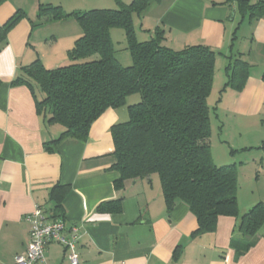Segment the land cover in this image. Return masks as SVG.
I'll return each instance as SVG.
<instances>
[{
  "label": "crops",
  "instance_id": "crops-1",
  "mask_svg": "<svg viewBox=\"0 0 264 264\" xmlns=\"http://www.w3.org/2000/svg\"><path fill=\"white\" fill-rule=\"evenodd\" d=\"M43 4L65 12L118 8L116 0H0V29L22 15L0 37V264H14L15 255L25 252L30 230L25 217L35 205L52 216L56 203L50 191L57 184L64 187L66 228L78 230V264H264V222L255 235L243 236L238 217L220 216L213 232L193 237L195 215L182 201L166 210L157 174L127 179L115 189L119 174L112 169L110 127L128 119L127 105L137 97L106 109L85 140H55L63 127L47 123L49 113L37 110L36 100L44 96L38 84L32 81L31 89L12 83L35 60L48 69L67 64V51L82 33L73 17L39 18ZM132 21L139 41L160 28L170 49L201 44L215 52L207 97L211 127L214 120L217 130V144L209 138L212 158L217 165H235L240 215L264 203V11L249 18L237 0H148ZM116 29H110L111 39ZM235 59L249 65L240 90L225 84L226 67ZM241 154L245 160L237 161ZM117 198L122 199L120 212L97 211L99 204ZM234 241L250 246L237 255ZM46 264H70L64 247L49 243Z\"/></svg>",
  "mask_w": 264,
  "mask_h": 264
},
{
  "label": "trees",
  "instance_id": "trees-1",
  "mask_svg": "<svg viewBox=\"0 0 264 264\" xmlns=\"http://www.w3.org/2000/svg\"><path fill=\"white\" fill-rule=\"evenodd\" d=\"M237 1L249 18H258L264 11L263 1ZM116 2V9L73 12L51 4L40 5L39 18L57 21L73 17L82 33L67 51V64L48 69L35 60L24 66L12 83L27 84L31 89L32 81L38 84L44 96L36 100L37 110L49 113L47 123L63 127L56 141L68 137L85 140L91 124L106 109L124 106L127 97L139 94L138 102L127 105L128 119L110 127L112 169L119 174L115 189H122L127 179L157 174L166 210L182 201L195 215L197 228L193 237L213 232L220 216L238 217L237 231L243 236L255 235L264 222V203L257 202L240 215L235 165H217L211 154L207 97L213 82L215 52L201 44L170 49L163 44L160 28L154 29L149 39L137 40L132 16L140 14L148 0ZM21 16L16 14L1 27V38ZM112 28L124 31L132 61L128 66L115 56ZM226 71L225 84L240 90L249 65L235 59ZM63 190L57 184L50 191L56 203L51 218L63 215ZM121 200L103 202L97 211L120 212ZM232 245L238 255L250 243L234 241Z\"/></svg>",
  "mask_w": 264,
  "mask_h": 264
},
{
  "label": "built area",
  "instance_id": "built-area-1",
  "mask_svg": "<svg viewBox=\"0 0 264 264\" xmlns=\"http://www.w3.org/2000/svg\"><path fill=\"white\" fill-rule=\"evenodd\" d=\"M29 223V240L22 254L14 257V264H46V247L57 243L64 247L70 264H78L76 226L66 228L63 217L51 218L40 205H35L26 217Z\"/></svg>",
  "mask_w": 264,
  "mask_h": 264
},
{
  "label": "rangeland",
  "instance_id": "rangeland-1",
  "mask_svg": "<svg viewBox=\"0 0 264 264\" xmlns=\"http://www.w3.org/2000/svg\"><path fill=\"white\" fill-rule=\"evenodd\" d=\"M115 31L118 32L117 34L112 35V41H113V45H114V49H115V56L123 66H128L131 64L132 61H131L130 53L127 49V42H126V38L124 35V31L122 29H116ZM133 96L137 97V98L132 102H134V103L138 102L140 99L139 94H133ZM130 99H132V98H128V101H130ZM134 103H132V104H134ZM212 124L213 125L211 127V133H212L211 134V137H212L211 141H212V144L215 145V144H217L216 143L217 130L215 129L216 127H215L214 120H213ZM236 156H237V161L245 160L244 156H242V154L240 156L239 155H236ZM248 160H249V157L246 159V161H248ZM248 167H249V164H248V166H245L243 168V173L246 174V171H249ZM241 188H243L244 190H247L248 187H247V185H242Z\"/></svg>",
  "mask_w": 264,
  "mask_h": 264
}]
</instances>
